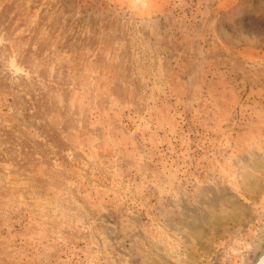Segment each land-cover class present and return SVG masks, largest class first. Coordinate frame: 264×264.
<instances>
[{
	"label": "rangeland",
	"instance_id": "rangeland-1",
	"mask_svg": "<svg viewBox=\"0 0 264 264\" xmlns=\"http://www.w3.org/2000/svg\"><path fill=\"white\" fill-rule=\"evenodd\" d=\"M262 245L264 0H0V264Z\"/></svg>",
	"mask_w": 264,
	"mask_h": 264
},
{
	"label": "water",
	"instance_id": "water-1",
	"mask_svg": "<svg viewBox=\"0 0 264 264\" xmlns=\"http://www.w3.org/2000/svg\"><path fill=\"white\" fill-rule=\"evenodd\" d=\"M252 264H264V246H262V250L258 253Z\"/></svg>",
	"mask_w": 264,
	"mask_h": 264
},
{
	"label": "flooded vegetation",
	"instance_id": "flooded-vegetation-1",
	"mask_svg": "<svg viewBox=\"0 0 264 264\" xmlns=\"http://www.w3.org/2000/svg\"><path fill=\"white\" fill-rule=\"evenodd\" d=\"M262 246H264V245H262ZM261 250H262V248H261ZM261 250H260V251H261ZM257 255H258V254H257Z\"/></svg>",
	"mask_w": 264,
	"mask_h": 264
}]
</instances>
